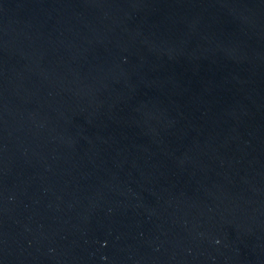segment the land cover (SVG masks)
I'll use <instances>...</instances> for the list:
<instances>
[{"label":"water","instance_id":"1","mask_svg":"<svg viewBox=\"0 0 264 264\" xmlns=\"http://www.w3.org/2000/svg\"><path fill=\"white\" fill-rule=\"evenodd\" d=\"M0 264H264V0H0Z\"/></svg>","mask_w":264,"mask_h":264}]
</instances>
